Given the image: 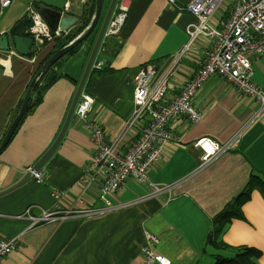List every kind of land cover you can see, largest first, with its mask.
<instances>
[{
    "label": "crops",
    "instance_id": "crops-1",
    "mask_svg": "<svg viewBox=\"0 0 264 264\" xmlns=\"http://www.w3.org/2000/svg\"><path fill=\"white\" fill-rule=\"evenodd\" d=\"M186 1L169 4L165 0H132L120 32L103 44L104 70H92L86 79L83 92L94 100L89 117L101 124L108 142L121 139L120 152L138 134V128L124 129L133 112L137 69L149 64L155 67L150 87L166 79L165 100L169 102L203 60L208 38L196 39L185 50L190 41L186 26L194 20L190 13L181 10ZM109 2L103 0L100 22ZM236 2L224 0L214 19L226 20ZM31 7L39 13L35 0H12L8 8L0 11V35L8 32L13 36L12 26L24 18L29 34ZM75 28H70L69 33ZM48 30L59 33L62 22L56 31L49 27ZM96 32L79 45L75 54L65 55L60 66L53 68L64 78L45 91L41 103L24 119L1 153L0 192L20 182L55 140ZM50 44L37 53L33 63L29 62L31 56L19 57L12 43L8 52H0L8 58L4 69L10 71L9 76L0 74V141L28 85L53 50ZM116 46L120 48L110 58ZM252 66L253 82L262 88L264 56ZM192 104L201 113L200 121L191 125L182 118L170 121L168 128L178 140L164 149L161 162L148 172L149 183L167 186V192L146 198L149 187L128 179L110 199L122 208L95 217H70L31 226L26 216L16 217L29 209V217L38 218L42 212L52 213L55 205L60 210L80 209L76 200L82 190L76 182L91 162L93 149L88 132L72 116L56 151L40 170L43 181L38 184L31 178L0 197V241L16 237L19 240L16 251L0 259V264H142L146 234L157 238L156 252L173 264H212L216 256H232V250L216 251L208 242L214 218L241 193L249 178L256 175L264 181V114L253 119L257 109L254 100L216 76L206 81ZM239 132L234 150L198 170L202 151L193 147L196 141L205 138L223 145ZM52 189L65 193L57 203L50 197ZM97 196V188L91 187L84 198L86 207L101 206L96 202ZM242 212L245 220L231 221L218 242L229 248H254L261 253L258 264H264V198L258 191L252 192Z\"/></svg>",
    "mask_w": 264,
    "mask_h": 264
},
{
    "label": "built area",
    "instance_id": "built-area-1",
    "mask_svg": "<svg viewBox=\"0 0 264 264\" xmlns=\"http://www.w3.org/2000/svg\"><path fill=\"white\" fill-rule=\"evenodd\" d=\"M175 4V0H165ZM224 0H187L181 10L190 13L194 20L186 26L189 35V47L196 39L208 38L209 45L193 76L185 81L179 94L166 102L167 82L160 81L154 88L150 83L155 76L156 69L152 65L138 68L134 79L133 112L125 124V131L138 128L136 139L124 152L119 151L120 141L106 140L101 124L90 119L89 115L94 104L93 98L82 92L75 106L73 116L80 120L89 134L93 154L91 162L83 169L76 185L80 186L81 194L76 200L80 207L77 210H60L57 205L52 213L42 212L38 218L29 217V209L24 215L31 226L41 222H61L70 217H95L122 208L110 200L122 187L124 182L132 179L138 184L147 185L149 193L146 198H157L167 192V186L149 183L148 172L157 166L162 158L164 149L178 140L177 135L169 130L168 124L175 119H185L188 125L200 121L201 113L192 104L202 90L206 81L216 76L226 84L235 88L243 96L249 97L257 104L253 119L264 114V86H256L253 82V62L264 56V0H237L226 20L215 16ZM132 0H117L113 13L106 26L103 40L99 46L91 71L101 72L105 67L102 58L105 40L113 38L120 32L129 4ZM12 0H0V11L8 8ZM31 21L30 36L35 42L30 63L37 58L46 44L54 43L60 35L68 31L51 34L39 13L32 7L29 9ZM49 46V45H48ZM184 50V51H185ZM171 75V73H170ZM240 132L235 134L223 145H218L209 139H200L193 145L202 151L198 170L208 166L224 153L234 150L239 142ZM28 172L36 183H41L40 172ZM91 187H96L98 196L96 202L101 206L86 207L84 198ZM65 195L64 192L52 189L51 199L57 203ZM158 240L154 235L146 234L142 247V264H173L166 257L156 252ZM18 238L0 241V259L13 253L18 248Z\"/></svg>",
    "mask_w": 264,
    "mask_h": 264
},
{
    "label": "water",
    "instance_id": "water-1",
    "mask_svg": "<svg viewBox=\"0 0 264 264\" xmlns=\"http://www.w3.org/2000/svg\"><path fill=\"white\" fill-rule=\"evenodd\" d=\"M117 0H110L109 5L105 11V14L100 22V15L102 10L103 0H95V10L91 17L90 23L87 26L86 30L81 33L76 39L70 42L68 45L63 47L62 49L55 52L37 71L36 75L31 80L28 85L24 98L21 102L20 108L17 111L16 115L10 122L4 136L0 141V155L8 146L20 120L25 114L27 106L30 102L32 89L37 82V80L49 70L57 61H59L62 57L68 54L73 48L79 46L82 42H84L90 35L96 32V37L90 51L87 62L84 66L83 72L81 74L80 80L75 89L74 95L72 97L68 112L62 124V127L56 136L55 140L48 148V150L35 162V164L30 168L32 172H39L42 167L46 164V162L51 158L53 153L56 151L58 145L60 144L68 124L73 116L74 108L79 100L81 93L83 92V87L86 82V79L90 73L92 63L95 59L99 46L103 40L106 26L110 20V17L113 13ZM35 6L41 17L47 23L49 29L51 31H56L58 28V24L62 22V30L61 32L68 31L72 27H77L82 25V22L86 18L87 8L84 0H35ZM12 43V47L15 50V53L22 58H27L31 56L32 49L34 48V41L30 37H19V36H11L10 33L6 32L5 34L0 35V52L6 53L10 50ZM0 74L9 76L10 71L8 69L0 68ZM53 80V75H48L45 79V84L48 85ZM31 172H26L23 179L12 186L11 188L0 192V197L12 192L13 190L20 187L24 182L31 179Z\"/></svg>",
    "mask_w": 264,
    "mask_h": 264
},
{
    "label": "trees",
    "instance_id": "trees-1",
    "mask_svg": "<svg viewBox=\"0 0 264 264\" xmlns=\"http://www.w3.org/2000/svg\"><path fill=\"white\" fill-rule=\"evenodd\" d=\"M86 1H87L88 10H87L86 18L82 22V25L76 27L73 32H70L67 35L61 34L60 37L54 40V43L52 44L53 50L46 57L44 62L41 64L40 68L55 52H57L58 50L68 45L70 42H72L74 39H76V37H78L81 33H83L86 30L87 26L90 23L94 10H95V0H86ZM28 27H29V24L27 23V19L24 18V19L17 21L12 26V29L10 32L14 36L18 35V36L29 37L28 32H27ZM78 47L79 46L73 48L68 54H66L65 57L75 54L76 51L78 50ZM119 48L120 46L115 47L112 55H110V58L113 57L115 53H117ZM63 59L64 57L61 58L59 61H57L49 70L44 72L40 80L35 83L32 89V92H31L30 102L27 106L25 114L20 120L11 140L16 135L24 119L27 116L31 115L33 111L35 110V108L41 103L42 97L45 91L53 83H55L58 79L64 78L61 74L53 72V68L54 67L58 68ZM108 62H109V57H108ZM48 75H53V80L50 84L46 85L45 79ZM20 105L21 103L18 105L14 116L19 110ZM253 191H258L264 198V181L259 176H256V175H252L249 178L248 182L246 183L241 193L232 202L226 204L224 208L214 218L213 230H212L213 232H212V236L210 237L208 243L216 251H225L226 249H230L233 251V255L230 257L216 256L213 264H258V260L261 257V253L258 250L254 248H248V247L229 248L222 242H218L219 235L231 221L233 220L244 221L245 220L243 212H242V207L250 200V197Z\"/></svg>",
    "mask_w": 264,
    "mask_h": 264
},
{
    "label": "bare ground",
    "instance_id": "bare-ground-1",
    "mask_svg": "<svg viewBox=\"0 0 264 264\" xmlns=\"http://www.w3.org/2000/svg\"><path fill=\"white\" fill-rule=\"evenodd\" d=\"M8 63V58L0 55V68H4V65Z\"/></svg>",
    "mask_w": 264,
    "mask_h": 264
},
{
    "label": "clouds",
    "instance_id": "clouds-1",
    "mask_svg": "<svg viewBox=\"0 0 264 264\" xmlns=\"http://www.w3.org/2000/svg\"><path fill=\"white\" fill-rule=\"evenodd\" d=\"M68 33H69V30H68ZM63 34V33H62ZM30 36V34H28ZM33 55V52L31 54V56ZM41 78V77H40ZM40 78L37 80V82L40 80ZM75 109V108H74ZM74 112V111H73ZM74 117V116H73ZM40 172V171H39ZM33 178V177H32Z\"/></svg>",
    "mask_w": 264,
    "mask_h": 264
},
{
    "label": "rangeland",
    "instance_id": "rangeland-1",
    "mask_svg": "<svg viewBox=\"0 0 264 264\" xmlns=\"http://www.w3.org/2000/svg\"><path fill=\"white\" fill-rule=\"evenodd\" d=\"M90 71H91V70H90ZM51 223H53V222H51ZM222 253H223V252H222ZM218 254H220V253H218ZM224 254H225V253H224ZM220 255H222V254H220ZM222 256H224V255H222ZM213 263H214V261H213ZM213 263H212V264H213Z\"/></svg>",
    "mask_w": 264,
    "mask_h": 264
}]
</instances>
